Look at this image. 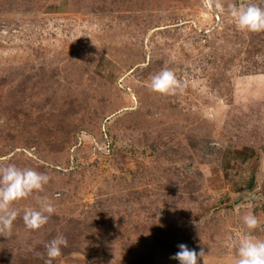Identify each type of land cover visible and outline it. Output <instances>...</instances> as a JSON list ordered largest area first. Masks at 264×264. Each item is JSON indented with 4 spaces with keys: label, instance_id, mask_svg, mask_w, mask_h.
Here are the masks:
<instances>
[{
    "label": "rangeland",
    "instance_id": "1",
    "mask_svg": "<svg viewBox=\"0 0 264 264\" xmlns=\"http://www.w3.org/2000/svg\"><path fill=\"white\" fill-rule=\"evenodd\" d=\"M224 6L219 12L216 3ZM264 0H0V167L50 177L56 212L29 230V197L0 233V264H235L264 239V32L227 8ZM181 88L161 95L153 75Z\"/></svg>",
    "mask_w": 264,
    "mask_h": 264
},
{
    "label": "clouds",
    "instance_id": "2",
    "mask_svg": "<svg viewBox=\"0 0 264 264\" xmlns=\"http://www.w3.org/2000/svg\"><path fill=\"white\" fill-rule=\"evenodd\" d=\"M215 8L219 12L225 11L222 4L216 3ZM235 26L240 31L259 33L264 32V8L249 4L247 6L235 4L227 8ZM181 88L180 81L171 70H163L152 76L150 89L161 95L174 94ZM50 177L31 168H20L14 164L0 167V233L12 232L13 224L20 215L16 203L33 197L36 206L27 208L23 213V222L27 229L38 230L48 224L51 216L56 212L52 200L40 196L49 183ZM244 231L239 238L233 241L236 249L235 264H264V239H259L253 232L258 228L259 221L254 214H247L242 218ZM68 246V240L63 234L54 237L46 244V259L44 264H52V261L62 255V248ZM204 250L199 252L190 249L187 245H179V251L171 257L178 264H198V260L204 256Z\"/></svg>",
    "mask_w": 264,
    "mask_h": 264
}]
</instances>
